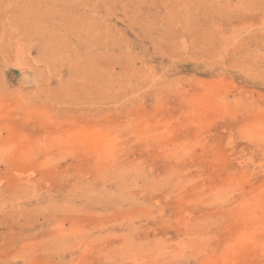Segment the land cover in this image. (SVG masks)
I'll use <instances>...</instances> for the list:
<instances>
[{
	"label": "rangeland",
	"instance_id": "obj_1",
	"mask_svg": "<svg viewBox=\"0 0 264 264\" xmlns=\"http://www.w3.org/2000/svg\"><path fill=\"white\" fill-rule=\"evenodd\" d=\"M0 264H264V0H0Z\"/></svg>",
	"mask_w": 264,
	"mask_h": 264
}]
</instances>
